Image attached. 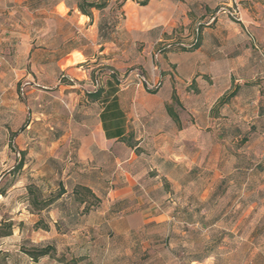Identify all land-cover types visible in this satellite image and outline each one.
Masks as SVG:
<instances>
[{
	"label": "crops",
	"instance_id": "1",
	"mask_svg": "<svg viewBox=\"0 0 264 264\" xmlns=\"http://www.w3.org/2000/svg\"><path fill=\"white\" fill-rule=\"evenodd\" d=\"M230 1L148 0L146 7L158 6L155 17L160 34H166L165 26L169 21L173 20L171 31L176 28L177 22L184 28H190L199 20H206L216 7L227 5ZM239 1L243 6L253 4V10L257 12L252 17L253 24L262 26L264 0ZM124 10V32L142 36L150 34L153 27H127L128 23L137 19L134 0H125ZM243 13L245 20L250 19L246 10ZM98 29L99 24L90 23V20L83 27L82 36L87 42L85 31L94 33L89 47L92 53L85 52L86 46L70 50L64 47V54L58 61H63L67 73L76 71L66 65L67 58L74 53L81 55L83 60L95 58L99 63L101 60L105 64L112 62V57L107 54L116 51V40L109 34L108 39L102 42ZM255 34L258 41L263 42L264 51V40L261 39L264 38V26L258 27ZM244 41L241 29L220 18L202 30L197 49L173 50L160 58L158 67L162 77L157 79L162 84L154 93L138 89L132 82L118 87L108 78L101 88L100 97L90 100L86 96L87 91L74 92L75 86H64L72 91L63 95L65 109L61 107L62 124H29L17 137L22 139L23 144L31 142L34 149L28 154L34 156L30 162L32 166L25 175L20 174V179L28 177L35 181L42 197L57 192L60 184L65 190L54 205L36 212L48 215L52 224L60 221L67 225L75 219L74 228L77 231L84 229L86 217L102 216L96 225L98 234L62 239L60 243L65 244L62 253H70L74 257L89 256L91 259L100 257V261L94 264H146L148 259L163 260L165 257L163 251L155 246L159 243L158 238L137 234L145 227L161 225L173 228L178 224L199 227L208 232L217 224H222L221 221L206 219L208 209L205 204L213 195L212 189L206 188L201 192L194 188L188 203L181 205L178 198L177 203L170 205L162 201L165 192L160 180L169 181L173 177L171 175H175L178 182L172 183L178 191L195 185L199 175H203L206 182L212 181L217 177L218 165L222 163V149L228 145V137L232 135V140L236 141L234 137L239 136L235 135L242 130L239 125L226 124L222 132L219 130L218 137L208 142V137L206 139L202 134L209 127L202 128L181 116L211 117L215 112L220 116L264 115V98L260 94L264 88V81H261L264 64L255 52L246 48ZM31 50L32 47L26 50L30 68L43 72L53 61H56V68L60 67L56 49L52 46L32 53ZM154 75L152 73V78ZM78 78L85 76L79 75ZM232 92L234 97L219 105L220 99ZM168 109L177 121L170 117ZM45 118H52V115L46 114ZM197 148L202 150L198 152ZM210 149L213 150L209 152ZM76 186L90 189L100 201L94 211L90 209L86 215L81 213L84 204H79L72 195ZM199 193L201 198H198ZM194 199L204 203L197 204ZM21 203L28 204V201L21 200ZM185 210L194 215L198 211L200 216L187 223L182 214ZM245 224L240 219L231 227L235 230L241 226L244 228ZM34 230L42 232L37 227ZM257 231L240 235L237 230V250L226 252L222 258L229 261L241 256L264 260V238ZM50 243L57 245L58 242ZM216 256L205 247L201 255L190 257L189 264H209Z\"/></svg>",
	"mask_w": 264,
	"mask_h": 264
},
{
	"label": "rangeland",
	"instance_id": "2",
	"mask_svg": "<svg viewBox=\"0 0 264 264\" xmlns=\"http://www.w3.org/2000/svg\"><path fill=\"white\" fill-rule=\"evenodd\" d=\"M143 1L134 0L137 19L127 24L128 28L153 27L149 35L142 36L126 33L122 29L124 0H0V191L4 190V194H0V264H57L56 258L34 262L26 255L27 251L51 245L50 241L58 242L52 246L56 247L58 257L62 256V259L68 261L73 255L62 254V247L65 245L60 243L62 239L98 234L96 225L102 217L99 214L86 217L84 229L77 231L74 228L75 219H71L67 225L60 221L52 224L48 215L36 212L31 204L21 203L20 200L26 195L28 187L36 186L35 181L28 177L20 179V174L25 175L32 166L30 162L34 156L28 154L29 150L34 149L31 148V142L23 144L22 139L17 137L29 124H62L61 107L65 109L63 97L67 91H72L64 86H75L74 92H94L104 87L110 78L118 87L132 82L136 88L145 92L157 91L162 84L157 79L162 77L159 61L169 47H189L198 35L201 36L204 28L213 25L220 18L242 30L244 45L250 52H255L264 64L263 42H259L255 34L258 27L264 26V21L262 26H254L252 17L257 12L250 2L243 6L239 0H231L227 5H219L206 20H199L190 28H184L177 22L176 28L171 31V20L165 26L168 34H160L159 22L155 17L158 6H140L139 3ZM83 3L105 5L100 11L87 7L85 9L92 15L90 23H98L102 27L103 34H99L102 42L108 39L106 34L113 35L116 51L107 54L112 57L110 64H105L102 60L99 63L95 58L83 60L81 55L74 53L67 58L66 65L76 71L67 73L63 61H58L64 54V47L70 50L86 46L85 52L92 53V48L89 47L93 43L94 33L85 31L88 42L82 36L83 27L89 23L78 10V5ZM243 10L247 11L250 19H244ZM261 39L264 40L263 37ZM49 45L56 49L60 67L56 68V61H53L43 72L38 68H30L26 61V50L32 47V53ZM152 73H155L153 78ZM79 75L85 78L79 79ZM135 75H138L141 82L138 87ZM260 94L264 98V88ZM215 113L211 117L180 118L202 128L209 127L202 134V137H208V142L216 139L226 124L242 127L235 135L239 137H234L236 141L232 140V135L228 137L229 143L222 149V163L218 165L217 177L206 182L203 175H199L194 187L185 186L181 191L173 186L172 182L177 181L173 174L169 181L161 179L160 182L163 183L165 192L162 201L170 205L177 203L178 198L181 205L185 204L194 188L201 192L206 188L212 189L213 195L205 204L208 209L206 219L221 221L222 224H217L208 232L186 225L176 224L173 228L170 227L165 244L155 245L159 251H163L165 258L148 259L146 264H189L190 257L201 255L204 248L210 246L215 247L213 253L217 256L209 264H264V260H250L241 256L229 261L222 258L226 252L238 248L237 229L233 230L231 227L237 220L246 222L244 228H239L240 235L258 230L259 236L264 238V115L238 117ZM46 114L52 115V118L46 119ZM201 150L197 148L198 152ZM211 150L213 149L209 152ZM20 161L25 168L17 170ZM198 195L199 198L200 193ZM45 199L47 197L41 196V200ZM99 202L88 197L85 207L88 206L89 210H82L81 213L86 215L90 209L94 211ZM53 219L55 220L54 216ZM254 222L255 226H252ZM35 227L42 232H36ZM143 232L144 235L158 237L166 235V229L162 227H149ZM8 233H12V236L5 237ZM157 249L154 248L155 251ZM74 259H77V264H90L93 261L90 258L80 260L78 256Z\"/></svg>",
	"mask_w": 264,
	"mask_h": 264
},
{
	"label": "trees",
	"instance_id": "3",
	"mask_svg": "<svg viewBox=\"0 0 264 264\" xmlns=\"http://www.w3.org/2000/svg\"><path fill=\"white\" fill-rule=\"evenodd\" d=\"M125 1V0H124ZM148 3V0H144L143 2L139 3L140 6H146ZM104 4H97V3H83V4H79L78 5V10L80 11V13L89 18V20L92 18V15L90 12H88L85 8H89V9H95V10H102L104 8ZM99 27H100V24H99ZM102 27H100V32L99 34H103V31L101 30ZM109 34H106V37H109L108 36ZM200 45V36L198 35L195 39V41L193 42V44H191L189 47H181L179 46L178 48H175V47H169V49L166 51V52H170V51H173V50H180V51H193L195 49H197ZM102 89L101 88H98L96 91L94 92H88L86 94L87 98L90 99V100H97L100 95L102 94ZM149 93H154L155 91H148ZM235 95L234 92L232 93H229L228 95L222 97L219 101V105H223L225 104L228 100H230L231 98H233ZM168 112L170 113V116L172 117V119L174 121H177V117L172 114V112L168 109ZM24 166V163L22 161H20L18 164H17V167L16 169L17 170H20L22 167ZM71 170L74 169V167H70ZM65 193V190L63 188V186L60 184L59 185V189L57 192L51 194L49 197H47V199L45 200H41V194L39 192V190L36 188V187H28V191L26 193L25 196H22L20 200H24V201H28L29 204H31L33 207H34V210L35 211H42L46 208H49L51 207L52 205H54L60 198L61 196ZM0 194H4V190L0 191ZM72 195L74 196L75 200L79 203V204H84V209L83 211L84 212H87L89 209H88V206H86L87 204V198H91L92 200H95V202H99V200L92 194L91 190L86 188V187H82V186H76L72 192ZM188 199L186 200V203H188ZM194 202H199L198 200H195L194 199ZM198 204V203H197ZM199 204H203V203H199ZM183 218L186 220V222H190L194 217H199L200 214L199 212L197 211L196 215H194V213H189L187 210H185L183 213ZM203 218V217H202ZM233 224V223H232ZM231 224V225H232ZM150 227H162L163 229H166V235L165 237H158V236H154V235H144L142 234L143 231H145V229L149 228V227H145L144 229H142L141 231H139L137 234L138 235H141V236H148V237H156L158 238L159 240V243H164L165 244V241L166 239L168 238V234H169V228H164L163 226L161 225H152ZM239 231V229H237ZM144 233V232H143ZM11 233H8L6 235H4L5 237L6 236H9ZM244 234V233H242ZM164 238V239H163ZM208 251H211V252H214L215 251V247L214 246H210L209 248H207ZM62 254H65V253H62ZM26 255L29 257L30 260L34 261V262H37L38 260L40 259H45V258H52V259H55L56 258V261H57V264H77V259H74L75 257L71 256L70 260L68 261H65L64 259H62L61 257H58V252H56V249L54 246L52 245H49V246H46V247H43V248H40V249H34V250H31V251H27L26 252ZM196 256V255H195ZM90 258L89 256H81L80 257V260L82 259H88ZM90 260H93L95 262H99L100 261V257L96 256V257H93V259L90 258ZM93 261H90V264H94Z\"/></svg>",
	"mask_w": 264,
	"mask_h": 264
},
{
	"label": "built area",
	"instance_id": "4",
	"mask_svg": "<svg viewBox=\"0 0 264 264\" xmlns=\"http://www.w3.org/2000/svg\"><path fill=\"white\" fill-rule=\"evenodd\" d=\"M257 49V48H256ZM259 51V50H258ZM136 76V78H138L136 81H135V84H136V86L138 87L139 86V84L141 83L140 82V80H139V77H138V75H135Z\"/></svg>",
	"mask_w": 264,
	"mask_h": 264
}]
</instances>
